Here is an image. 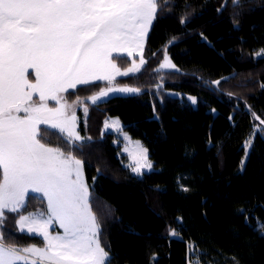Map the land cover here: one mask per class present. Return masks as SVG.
<instances>
[{
  "label": "trees",
  "instance_id": "trees-1",
  "mask_svg": "<svg viewBox=\"0 0 264 264\" xmlns=\"http://www.w3.org/2000/svg\"><path fill=\"white\" fill-rule=\"evenodd\" d=\"M161 2L144 49L147 62L117 80L141 92L90 104L86 124L77 113L79 132L91 141L73 154L85 162L101 243L110 244L115 264H186L189 241L199 245L202 264H264V238L255 230L264 222V136L244 147L256 124L252 113L264 120V57L256 56L264 50V0H240L239 7L232 0ZM164 50L180 72L156 71ZM136 59L113 57L121 71ZM106 86L97 82L66 95L81 99ZM108 118L142 142L155 171L136 176L124 166L116 136L103 132ZM45 129L43 142L70 150L63 134ZM106 205L110 216L102 215ZM46 209V199L31 194L22 211ZM6 215L5 227L15 232L18 214ZM171 229L179 236H170ZM41 239L16 232L6 242L42 246Z\"/></svg>",
  "mask_w": 264,
  "mask_h": 264
},
{
  "label": "snow or ice",
  "instance_id": "snow-or-ice-1",
  "mask_svg": "<svg viewBox=\"0 0 264 264\" xmlns=\"http://www.w3.org/2000/svg\"><path fill=\"white\" fill-rule=\"evenodd\" d=\"M232 3L240 6V0ZM161 12V0H0V264H115L110 244L101 243L103 226L92 210L85 162L73 154L83 153L85 142L91 141L77 131L75 109L83 107L86 124L89 108L79 98L68 103L64 93L104 81L107 86L85 100L96 105L114 93L139 94L138 87L117 86L115 78L138 72L147 62L148 33ZM114 52L138 55L139 63L133 60L121 71L113 62ZM256 56L264 57V50ZM161 69L181 71L167 50L156 71ZM211 83L219 87L221 81ZM187 99L197 103L194 96ZM49 101L57 106L50 107ZM252 115L264 125L260 116ZM41 125L63 134L70 150L43 142ZM109 127L122 132L123 126L106 121ZM251 146L249 139L244 147ZM147 152L140 146L139 158L128 165L137 175L153 167ZM30 192L46 199V211L23 214ZM6 211L18 214L15 232L5 227ZM111 214L106 205L102 215ZM54 223L62 233L50 231ZM255 230L264 238V222ZM16 232L42 238V246L6 242ZM169 234L179 236L175 229ZM186 257V264H202L195 241L186 244Z\"/></svg>",
  "mask_w": 264,
  "mask_h": 264
},
{
  "label": "rangeland",
  "instance_id": "rangeland-1",
  "mask_svg": "<svg viewBox=\"0 0 264 264\" xmlns=\"http://www.w3.org/2000/svg\"><path fill=\"white\" fill-rule=\"evenodd\" d=\"M149 33H150V31H149ZM149 33H148V35H149ZM115 55H127L126 53H124V52H115ZM114 55V56H115ZM113 56V57H114ZM169 56V55H168ZM133 57H138L139 58V56L138 55H135V56H133ZM170 57V56H169ZM172 60V59H171ZM114 61V60H113ZM136 61V63H139V59H136L135 60ZM115 63V62H114ZM172 63H174L173 61H172ZM116 64V63H115ZM117 65V64H116ZM143 67V66H142ZM142 67H141V69H142ZM130 68V67H129ZM128 68V69H129ZM140 69V70H141ZM127 70V69H126ZM126 70H122V71H126ZM161 70H170V69H161ZM138 72H140V71H138ZM138 72H135V73H129L127 76H130V75H133V74H137ZM127 76H117L116 78H115V82H116V85L117 86H120V87H123V86H126V85H121V84H118L117 83V80H118V78L119 77H127ZM30 79L32 78V75H31V72H30V77H29ZM102 82H104V81H102ZM95 83H97V82H95ZM94 83V84H95ZM107 83V82H106ZM91 84H93V83H90L89 85H91ZM80 86H84V85H80ZM79 86V87H80ZM127 86H130V87H133V86H131V85H127ZM102 88H105V87H102ZM101 88V89H102ZM100 89V90H101ZM69 91H71V90H68L66 93H64V96L66 97V99H67V101H68V103H73L75 100H69V98H67V93L69 92ZM114 95H131V94H124V93H114V94H111L110 95V97L111 96H114ZM85 98L86 97H84V98H81V100L82 101H85V104H86V106L89 108L90 107V104H92L91 103V101L90 100H85ZM102 102V101H101ZM49 103V106L50 107H55V106H57L56 105V102L55 101H49L48 102ZM98 103H100V102H98ZM82 111L83 112V107L82 106H77L76 107V109H75V115H76V117H77V123H78V115H77V113H78V111ZM84 114V113H83ZM88 114V113H87ZM85 116V115H84ZM114 120H117L118 121V123L121 125V126H123V124H122V122L119 120V119H117V118H108L106 121L107 122H109L110 124H111V122L112 121H114ZM105 121V122H106ZM41 128H47V126H44V125H41ZM49 129H51V128H49ZM77 131L79 132V123H78V127H77ZM103 132L104 133H113L115 136H116V138H117V141H116V144L120 147V155H121V157H123L124 158V160H123V164H124V166L126 167V168H128L131 172H132V174H134V175H136V176H143L145 173H151V172H153V171H155V163L152 161V159L150 158V153H149V151L147 152V156H148V160L151 162V164H152V169L151 170H148V169H144L143 170V175H137L136 173H134L132 170H131V168L130 167H128V165L129 164H132V163H134L135 162V159H138L139 158V155H140V146H143V148H146L143 144H142V142L141 141H139V140H137V139H134L129 133H127L126 131H124V127H122V132H120V131H116L114 128H112V127H109V128H105V126H104V130H103ZM258 133H260V134H262L263 136H264V125H261L260 124V121L259 120H256V124H255V127H254V131H253V133H252V135H251V137L249 138V139H251V142L253 141V139H252V137L254 136L255 137V135L256 134H258ZM79 134H80V132H79ZM81 135V134H80ZM82 136V135H81ZM125 136L126 137H128V139H125ZM83 137V136H82ZM138 142V143H137ZM147 149V148H146ZM250 148H247V151L249 150ZM148 150V149H147ZM84 174H85V172H84ZM86 177V176H85ZM31 194H34V195H40V196H42L41 194H39V193H32V192H30L29 193V195H31ZM29 197V196H28ZM28 200V199H27ZM33 212H39V211H33ZM8 212L6 211V214H7ZM15 214V213H14ZM28 213H26L25 215H27ZM50 231H52L53 233H55V232H60V233H62L63 232V230L62 229H60L59 228V225L58 224H53L52 226H51V228H50Z\"/></svg>",
  "mask_w": 264,
  "mask_h": 264
},
{
  "label": "crops",
  "instance_id": "crops-1",
  "mask_svg": "<svg viewBox=\"0 0 264 264\" xmlns=\"http://www.w3.org/2000/svg\"><path fill=\"white\" fill-rule=\"evenodd\" d=\"M115 55V52L112 54V59H113V56ZM114 62V61H113ZM95 82H102V81H94L92 83H95ZM79 87V86H78ZM69 90H73V89H69Z\"/></svg>",
  "mask_w": 264,
  "mask_h": 264
}]
</instances>
